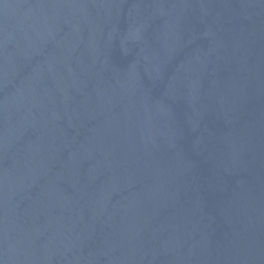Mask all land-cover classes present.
Listing matches in <instances>:
<instances>
[{
  "label": "water",
  "instance_id": "water-1",
  "mask_svg": "<svg viewBox=\"0 0 264 264\" xmlns=\"http://www.w3.org/2000/svg\"><path fill=\"white\" fill-rule=\"evenodd\" d=\"M0 264H264V0H0Z\"/></svg>",
  "mask_w": 264,
  "mask_h": 264
}]
</instances>
